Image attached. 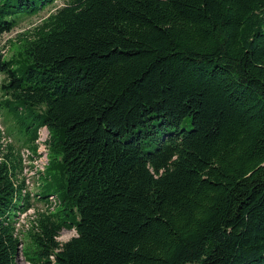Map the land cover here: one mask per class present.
I'll return each instance as SVG.
<instances>
[{"label": "trees", "instance_id": "trees-1", "mask_svg": "<svg viewBox=\"0 0 264 264\" xmlns=\"http://www.w3.org/2000/svg\"><path fill=\"white\" fill-rule=\"evenodd\" d=\"M55 1L0 0V41ZM20 40L0 115L23 146L51 133L62 195L33 264H264V0H69ZM23 150L0 130V264L32 209Z\"/></svg>", "mask_w": 264, "mask_h": 264}, {"label": "rangeland", "instance_id": "rangeland-1", "mask_svg": "<svg viewBox=\"0 0 264 264\" xmlns=\"http://www.w3.org/2000/svg\"><path fill=\"white\" fill-rule=\"evenodd\" d=\"M68 2L69 0H56L54 3L50 5H48L49 3H46L44 5L45 8L41 10L38 14L29 15V16L18 15L16 17V19L17 18L19 19L18 25L12 31L4 33L0 41V46L4 51L5 57L7 59L20 58V45L22 42L20 39L26 37L28 34H31L37 26L41 25L45 20H47V18L51 14L55 13L60 7L64 6ZM4 79H5V75L0 74V86L1 83L4 81ZM0 128L3 131L4 136L8 141V143L15 146V149L18 151H21L24 147L25 148L27 147L29 150H35L37 144V153H36L37 157L31 156L30 153L23 150L24 152L23 175L27 180V186L30 189L31 198L34 207L31 210L24 213L23 215H21L19 226L17 227L19 236L22 241L20 253L19 256L17 257V262L18 264H33L32 261L29 259L31 255L29 253L30 248L33 245V239L31 238L30 234L36 232L35 226L38 220L37 215L45 211H47L46 213L48 214L56 213L60 207V199L62 197L61 193L56 190L44 191V189H42V185L46 181V179L44 180V176L50 164V159H51L50 150H48L47 153V149L44 142H46L47 137H49V139L51 138V133L41 129L38 132V139L35 144V148H31L29 146H23V141L21 139L22 138L21 134L23 129L20 126H18L15 117L7 114V110L1 111ZM38 173L41 174L38 175ZM38 194H42V195L52 194V195H50L46 199H41V197L38 196ZM50 197L54 198V200L52 199L49 200ZM47 203L48 206H46ZM76 234L77 233L75 229L64 228L59 236V241L62 243L66 242L72 237L76 236Z\"/></svg>", "mask_w": 264, "mask_h": 264}, {"label": "bare ground", "instance_id": "bare-ground-1", "mask_svg": "<svg viewBox=\"0 0 264 264\" xmlns=\"http://www.w3.org/2000/svg\"><path fill=\"white\" fill-rule=\"evenodd\" d=\"M39 136H40V135H39ZM38 141H39V140H38ZM39 142H40V141H39ZM44 143H46V142H44ZM39 144H40V143H39ZM42 145H43V144H42ZM43 146H44V145H43ZM46 149H47V148H46ZM36 157H37V156H36ZM38 158H39V156H38ZM22 160H23V159H22ZM34 161H36V160H34ZM39 163H40V162H39ZM37 164H38V163H37ZM39 165H40V164H39ZM36 168H37V167H36ZM36 168H35V169H36ZM28 171H29V170H28ZM35 172H36V171H35ZM37 172H39V171H37ZM27 173H28V172H27ZM38 174H39V173H38ZM29 177H31V176H29ZM30 180H31V179H30ZM30 180H29V181H30ZM30 208H33V207H30Z\"/></svg>", "mask_w": 264, "mask_h": 264}, {"label": "built area", "instance_id": "built-area-1", "mask_svg": "<svg viewBox=\"0 0 264 264\" xmlns=\"http://www.w3.org/2000/svg\"><path fill=\"white\" fill-rule=\"evenodd\" d=\"M0 130H1V128H0ZM21 156H22V159H23V155L21 154ZM32 202V204L30 205V207H34L33 206V201H31Z\"/></svg>", "mask_w": 264, "mask_h": 264}]
</instances>
